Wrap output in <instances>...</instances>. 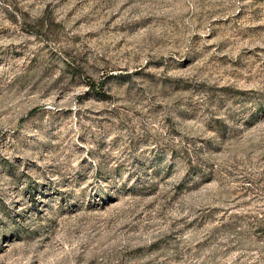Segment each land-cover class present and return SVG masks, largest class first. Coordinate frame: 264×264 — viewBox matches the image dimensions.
<instances>
[{
    "label": "rangeland",
    "instance_id": "374dc122",
    "mask_svg": "<svg viewBox=\"0 0 264 264\" xmlns=\"http://www.w3.org/2000/svg\"><path fill=\"white\" fill-rule=\"evenodd\" d=\"M0 264H264V0H0Z\"/></svg>",
    "mask_w": 264,
    "mask_h": 264
}]
</instances>
